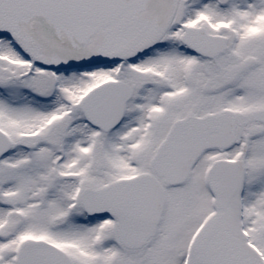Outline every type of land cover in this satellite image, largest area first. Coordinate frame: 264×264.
Instances as JSON below:
<instances>
[{"label":"snow or ice","instance_id":"6c2138e0","mask_svg":"<svg viewBox=\"0 0 264 264\" xmlns=\"http://www.w3.org/2000/svg\"><path fill=\"white\" fill-rule=\"evenodd\" d=\"M0 264H264V0H0Z\"/></svg>","mask_w":264,"mask_h":264}]
</instances>
